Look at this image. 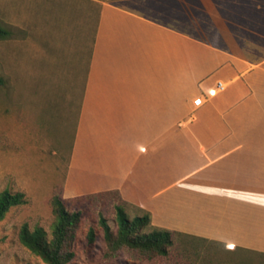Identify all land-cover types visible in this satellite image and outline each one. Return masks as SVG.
<instances>
[{"label": "crops", "instance_id": "crops-1", "mask_svg": "<svg viewBox=\"0 0 264 264\" xmlns=\"http://www.w3.org/2000/svg\"><path fill=\"white\" fill-rule=\"evenodd\" d=\"M93 1L63 197L264 256V0Z\"/></svg>", "mask_w": 264, "mask_h": 264}, {"label": "rangeland", "instance_id": "rangeland-1", "mask_svg": "<svg viewBox=\"0 0 264 264\" xmlns=\"http://www.w3.org/2000/svg\"><path fill=\"white\" fill-rule=\"evenodd\" d=\"M98 10L93 0H0V24L14 32L0 40V193L26 199L0 222V264H46L19 232L28 223L52 238V200L62 193ZM115 202L122 201L114 193L68 199L71 210L82 211L69 264H264L263 255L180 236L165 256L120 253L106 263L99 214L115 225ZM126 208L130 217L143 214ZM91 227L96 241L88 246Z\"/></svg>", "mask_w": 264, "mask_h": 264}, {"label": "trees", "instance_id": "trees-1", "mask_svg": "<svg viewBox=\"0 0 264 264\" xmlns=\"http://www.w3.org/2000/svg\"><path fill=\"white\" fill-rule=\"evenodd\" d=\"M12 29L0 24V40H6L13 36ZM91 54L88 60L87 73L90 67ZM5 84V79L0 75V86ZM117 194V191H108L87 195ZM115 202V225L101 212L99 214V225L103 232V260L111 262L120 253H128L144 258H152L156 255H167L169 248L174 244V236L177 233L152 225L151 214L148 211L136 208L142 215L130 217L127 205L123 201ZM79 199V198H77ZM26 202L23 192L13 193L4 190L0 193V222L3 221L11 208ZM68 199L61 194H56L52 200L53 211L56 221L52 229V238L49 239L47 232L42 227L31 229L28 223L21 226L19 232L20 242L33 254L40 257L46 264H69L75 253L72 244L82 219L80 209L71 210L68 207ZM134 207V206H132ZM96 241V232L90 228L87 235L88 246H93Z\"/></svg>", "mask_w": 264, "mask_h": 264}, {"label": "built area", "instance_id": "built-area-1", "mask_svg": "<svg viewBox=\"0 0 264 264\" xmlns=\"http://www.w3.org/2000/svg\"><path fill=\"white\" fill-rule=\"evenodd\" d=\"M204 103L203 99L201 97L197 98L194 102L196 106H200Z\"/></svg>", "mask_w": 264, "mask_h": 264}]
</instances>
